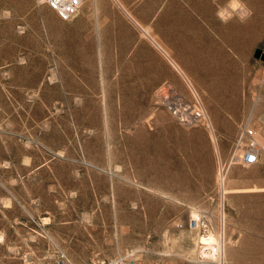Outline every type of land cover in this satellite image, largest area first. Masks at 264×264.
<instances>
[{
  "label": "rangeland",
  "instance_id": "1",
  "mask_svg": "<svg viewBox=\"0 0 264 264\" xmlns=\"http://www.w3.org/2000/svg\"><path fill=\"white\" fill-rule=\"evenodd\" d=\"M0 236V264H264V0H0Z\"/></svg>",
  "mask_w": 264,
  "mask_h": 264
},
{
  "label": "built area",
  "instance_id": "2",
  "mask_svg": "<svg viewBox=\"0 0 264 264\" xmlns=\"http://www.w3.org/2000/svg\"><path fill=\"white\" fill-rule=\"evenodd\" d=\"M42 3H44L48 9L54 11L55 13L58 14L62 19H68L70 16L75 15L80 6L82 5L81 0H42ZM247 136H252L253 132L252 131H246ZM209 255H217L218 254V248L215 244H212L209 246ZM55 264H69V262L64 259H58ZM96 264H133L131 262H127L125 260H116V261H111V262H105V261H100ZM195 264H215L211 260H198Z\"/></svg>",
  "mask_w": 264,
  "mask_h": 264
},
{
  "label": "bare ground",
  "instance_id": "3",
  "mask_svg": "<svg viewBox=\"0 0 264 264\" xmlns=\"http://www.w3.org/2000/svg\"><path fill=\"white\" fill-rule=\"evenodd\" d=\"M85 0H81V2H82V4H83V2H84ZM96 3V2H95ZM94 3V4H95ZM44 4V3H43ZM81 7V6H80ZM240 15H245L246 13H247V11L245 10V8H240V9H238V11H237ZM97 13V12H96ZM74 16V15H73ZM73 16H70L68 19H62L61 17V20H63V21H66V20H69L71 17H73ZM179 106V105H178ZM176 108V107H175ZM182 109V108H181ZM179 110V109H178ZM177 112V111H176ZM180 112V111H179ZM179 112H178V114H179ZM180 113H182V112H180ZM193 218H194V220L196 221V229L198 228V222H199V220H198V217L196 216V214L195 213H193ZM214 222V221H213ZM214 226V225H213ZM212 228H210V230L208 231V233L207 232H204V235L202 236V237H209L208 239H210V241H215V233L216 232H214V231H212L211 230ZM217 231V230H216ZM218 235V234H217ZM189 237V236H188ZM205 241V240H204ZM213 244H215L216 246H217V248L219 249L218 250V254L217 255H209V252L211 253V251L209 250V246H210V244H209V246H208V244L206 243V242H202V239H201V242H199V243H197L196 244V246L199 248V246L201 245H203L202 247H201V249L203 248L204 250L202 251L201 250V252H200V255H199V257H198V259L197 260H200V259H202V260H211V261H213L215 264H225L224 263V261H225V259H224V244H223V241H219V245L218 244H216V242L214 243L213 242ZM197 248V249H198ZM195 249H196V247H195ZM209 251V252H208ZM198 252V253H199ZM194 255V254H193ZM197 257V256H196ZM196 260V259H195ZM196 260V261H197ZM193 261V260H192ZM195 264V263H194Z\"/></svg>",
  "mask_w": 264,
  "mask_h": 264
},
{
  "label": "snow or ice",
  "instance_id": "4",
  "mask_svg": "<svg viewBox=\"0 0 264 264\" xmlns=\"http://www.w3.org/2000/svg\"><path fill=\"white\" fill-rule=\"evenodd\" d=\"M0 239H2V236H0Z\"/></svg>",
  "mask_w": 264,
  "mask_h": 264
}]
</instances>
